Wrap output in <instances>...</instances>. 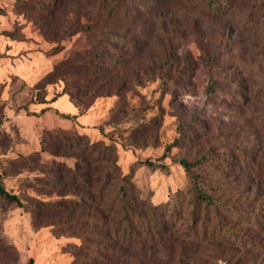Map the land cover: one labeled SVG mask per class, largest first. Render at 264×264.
Masks as SVG:
<instances>
[{
	"label": "rangeland",
	"instance_id": "rangeland-1",
	"mask_svg": "<svg viewBox=\"0 0 264 264\" xmlns=\"http://www.w3.org/2000/svg\"><path fill=\"white\" fill-rule=\"evenodd\" d=\"M0 186V264H264V0H0Z\"/></svg>",
	"mask_w": 264,
	"mask_h": 264
},
{
	"label": "trees",
	"instance_id": "trees-1",
	"mask_svg": "<svg viewBox=\"0 0 264 264\" xmlns=\"http://www.w3.org/2000/svg\"><path fill=\"white\" fill-rule=\"evenodd\" d=\"M115 6H112L108 13H107V18L108 16L111 14V10H114ZM214 11V10H213ZM89 28V27H88ZM69 100L70 102L73 103V105L75 106V108L77 109V115L75 116H70L67 114H60V116L64 119H75L78 116L84 115L88 109L86 110H82L80 107V104H78L77 102H75V98L72 96H69ZM55 101V98L51 99L49 103ZM40 103H48L46 101H42ZM89 108V107H88ZM53 130V129H52ZM59 138L60 142H68V139L66 136H62V135H57V137L53 138L56 139ZM44 144L45 142H43L41 144L40 147V151L44 149ZM172 146V145H171ZM171 146L167 147L166 151H169ZM90 152L93 153H97V155H99L101 158H95V160H91L88 159L87 157L83 158V163L85 164L86 167V171L85 174L81 177V179L85 182V183H93L94 189H95V194L96 197L99 198V201H102V197L104 194V185L105 183H103L102 180V173L103 170H100L97 173V177L96 180L92 181V176L94 175V172L96 170V165H93V163H96V161L99 162H107L108 165L107 167H105L104 172L106 171L108 173L109 179L111 180V182H113L114 186H113V191L116 195V200H118L119 202H122L125 200V196H126V186H125V182H126V178L123 177H118V166L116 164V154L115 151L109 147V146H104V147H98L96 145H92L90 146ZM106 157V158H105ZM112 159V161H111ZM145 164L148 167H156V168H163L165 167L163 164H154L151 161H147L145 162ZM179 164L185 169V171L189 174L190 180H191V184H192V193H193V202H194V210L193 212H195V214H197V209L198 206L200 205V203H205L207 206L211 205V206H218L219 202L218 200H214L213 197L210 196V194L207 193L206 189H204V186L207 187V189H209L210 186H207L205 184V182L201 181L202 178H199L197 175L194 174V172L191 171V169L196 165L195 162H188L185 159H181L179 161ZM201 179V180H200ZM201 182V183H200ZM90 185V184H89ZM119 195H121V197H119ZM0 197L3 198L4 200H6L9 203H15L18 206L22 205V202L20 200V198L16 195V194H12L9 193L8 191H6L2 186H0ZM97 198V199H98ZM127 211L124 212L123 214V222L124 223H129V215L134 212L133 208H125ZM227 231H229V234H235L234 232H232L231 229L227 228ZM232 232V233H230Z\"/></svg>",
	"mask_w": 264,
	"mask_h": 264
},
{
	"label": "crops",
	"instance_id": "crops-1",
	"mask_svg": "<svg viewBox=\"0 0 264 264\" xmlns=\"http://www.w3.org/2000/svg\"><path fill=\"white\" fill-rule=\"evenodd\" d=\"M76 113H77V109H76ZM68 115V114H67ZM77 115V114H76ZM70 116H75V115H70ZM83 117H86V114H84V115H81V116H78L77 118H75V119H71V120H77L79 123H81V121H83L81 118H83ZM60 120L61 121H66V120H69V119H64V118H62L61 116H60Z\"/></svg>",
	"mask_w": 264,
	"mask_h": 264
}]
</instances>
